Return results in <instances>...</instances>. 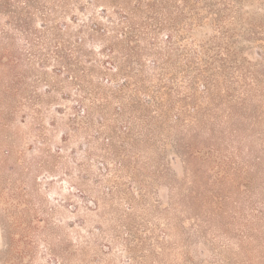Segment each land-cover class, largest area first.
Returning <instances> with one entry per match:
<instances>
[{
	"label": "rangeland",
	"instance_id": "1",
	"mask_svg": "<svg viewBox=\"0 0 264 264\" xmlns=\"http://www.w3.org/2000/svg\"><path fill=\"white\" fill-rule=\"evenodd\" d=\"M0 264H264V0H0Z\"/></svg>",
	"mask_w": 264,
	"mask_h": 264
}]
</instances>
